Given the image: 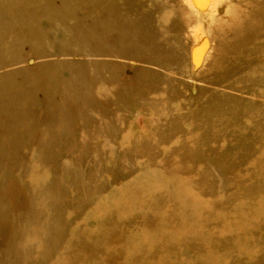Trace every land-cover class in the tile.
I'll return each instance as SVG.
<instances>
[{"label": "rangeland", "instance_id": "1", "mask_svg": "<svg viewBox=\"0 0 264 264\" xmlns=\"http://www.w3.org/2000/svg\"><path fill=\"white\" fill-rule=\"evenodd\" d=\"M171 1L0 0V264H264V0Z\"/></svg>", "mask_w": 264, "mask_h": 264}, {"label": "bare ground", "instance_id": "2", "mask_svg": "<svg viewBox=\"0 0 264 264\" xmlns=\"http://www.w3.org/2000/svg\"><path fill=\"white\" fill-rule=\"evenodd\" d=\"M162 8L175 9V11L189 14L188 16L202 17L205 14L232 11L233 5H231L230 0H172L166 5L164 3L162 6H159V9Z\"/></svg>", "mask_w": 264, "mask_h": 264}]
</instances>
